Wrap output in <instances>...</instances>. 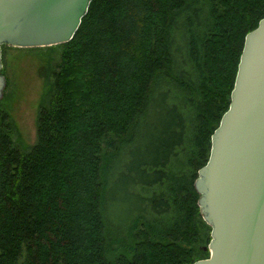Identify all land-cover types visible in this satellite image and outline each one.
<instances>
[{"label":"trees","instance_id":"obj_1","mask_svg":"<svg viewBox=\"0 0 264 264\" xmlns=\"http://www.w3.org/2000/svg\"><path fill=\"white\" fill-rule=\"evenodd\" d=\"M263 17L264 0H91L69 41L37 47L59 57L31 146L0 103V264L208 257L193 183ZM155 110L169 121L140 146Z\"/></svg>","mask_w":264,"mask_h":264},{"label":"water","instance_id":"obj_2","mask_svg":"<svg viewBox=\"0 0 264 264\" xmlns=\"http://www.w3.org/2000/svg\"><path fill=\"white\" fill-rule=\"evenodd\" d=\"M91 0H0V99L6 81L1 46L69 41ZM193 186L209 242L193 264H264V17L244 38L229 106L210 137Z\"/></svg>","mask_w":264,"mask_h":264},{"label":"rangeland","instance_id":"obj_3","mask_svg":"<svg viewBox=\"0 0 264 264\" xmlns=\"http://www.w3.org/2000/svg\"><path fill=\"white\" fill-rule=\"evenodd\" d=\"M58 53V49L50 54L45 48L1 46L2 73L6 86L0 103L14 122L12 137L20 147L28 148L35 142L38 107L47 89L46 66L58 60ZM168 121L169 113L166 110L153 111L140 130L139 145L153 124L156 127ZM112 193L109 190L107 194L111 197Z\"/></svg>","mask_w":264,"mask_h":264}]
</instances>
